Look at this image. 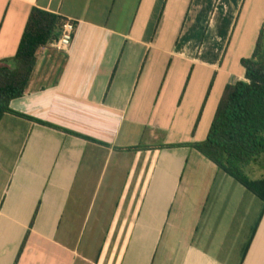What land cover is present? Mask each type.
<instances>
[{"label": "crops", "instance_id": "obj_1", "mask_svg": "<svg viewBox=\"0 0 264 264\" xmlns=\"http://www.w3.org/2000/svg\"><path fill=\"white\" fill-rule=\"evenodd\" d=\"M34 7L75 29L10 103L60 128L0 117V264H264V203L188 144L264 0H0V66Z\"/></svg>", "mask_w": 264, "mask_h": 264}, {"label": "trees", "instance_id": "obj_2", "mask_svg": "<svg viewBox=\"0 0 264 264\" xmlns=\"http://www.w3.org/2000/svg\"><path fill=\"white\" fill-rule=\"evenodd\" d=\"M66 21V17L56 13L32 8L10 65L0 66V117L9 113L60 128L16 111L11 108L10 103L25 94L41 46L57 38ZM263 48L262 32L253 54L241 58L245 69L244 78L226 85L206 138L188 144L264 203V175L262 178L251 179L246 173V170L251 171V167L259 166L264 160V58H259ZM261 159L263 160L260 161ZM33 221L34 219L30 226Z\"/></svg>", "mask_w": 264, "mask_h": 264}, {"label": "rangeland", "instance_id": "obj_3", "mask_svg": "<svg viewBox=\"0 0 264 264\" xmlns=\"http://www.w3.org/2000/svg\"><path fill=\"white\" fill-rule=\"evenodd\" d=\"M233 40H234V36H232V41ZM252 40L253 39L251 37H249V33H247L245 35V38L243 39V46L241 47L239 53H235L234 48L232 46L233 44L231 42L230 47H229V49L226 53V56H225V62H231V63L234 62V66L236 68L242 67L241 64L239 65V63H238L239 56H242V58H245V57H250L252 55V49L249 48V44ZM236 57H237V59H236ZM259 58H261V59L264 58V48H263V52ZM209 78L211 81V79L213 78V75L210 74ZM263 157L264 156H262V158ZM262 160L263 159H261L260 161H262ZM246 173L248 174V176L251 179L261 178L260 176L264 175V160L259 164V166H257V165L253 166V169L251 171L246 170ZM243 200L244 201H242V202H244V203L247 202V198H244ZM236 204H238V203H236ZM255 209H257V206H255ZM250 222H252V220Z\"/></svg>", "mask_w": 264, "mask_h": 264}, {"label": "built area", "instance_id": "obj_4", "mask_svg": "<svg viewBox=\"0 0 264 264\" xmlns=\"http://www.w3.org/2000/svg\"><path fill=\"white\" fill-rule=\"evenodd\" d=\"M74 29V22L71 19H67L62 27L60 35L57 38L49 41L47 44L41 46V48H45L47 46L60 51L67 50L71 44Z\"/></svg>", "mask_w": 264, "mask_h": 264}]
</instances>
